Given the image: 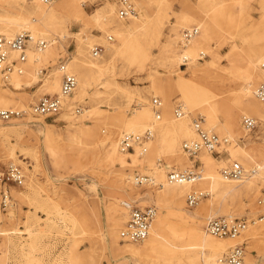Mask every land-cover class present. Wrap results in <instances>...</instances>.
I'll list each match as a JSON object with an SVG mask.
<instances>
[{"label": "rangeland", "instance_id": "obj_1", "mask_svg": "<svg viewBox=\"0 0 264 264\" xmlns=\"http://www.w3.org/2000/svg\"><path fill=\"white\" fill-rule=\"evenodd\" d=\"M54 1L57 3L59 0ZM107 1L87 0L83 6L85 17L92 21L93 13L100 4ZM67 8L59 10L57 20L63 22L65 30L63 33L67 35L66 39L61 36L62 31H51L46 38L54 40L55 43L43 52L41 62L34 58L30 60L27 54V61L24 62L23 68L24 71L27 69V63L30 60L36 68L35 80L27 84L26 79L15 75L10 83H5L0 73L2 89L10 96L8 104L0 103V107L29 109L31 104L38 102L45 95H57L58 91L49 92L46 90L47 84H43L53 79V74L59 71L62 85L63 75L59 64L63 60L68 59L72 71L81 81L80 76L75 72L74 65L71 66V61L80 59L88 62L90 57L95 56L89 55L87 58L88 56L76 54L75 33L82 31L83 24L77 15L71 14L70 9ZM193 10L198 11L200 17L206 21H209V17L214 20L211 23L213 32L210 34V39L195 50H191L195 39L190 44H184L182 41L184 30L195 27L186 24L185 19V16ZM138 12L139 8L136 5L134 16L139 15ZM146 12L150 22L157 24V32L151 33L147 39L134 34L127 37L123 49L109 60L107 71L85 84L82 87L83 94L76 90L75 100L83 107L79 115L66 119L59 115L46 120L31 117L29 123L28 118L0 122V128L14 126L19 127L22 132L21 139L15 133H10L9 141L17 145L15 158L5 154L0 141V172L2 173L10 163L21 166L26 172L22 187L10 184L14 204L7 210L0 209V228L15 227L24 232L28 231L29 225L32 228V231L28 233L10 235L13 236V242L8 243L4 252L0 250V264H90L92 256L95 257L96 264H149L148 253L129 252L127 245L130 241L122 240L119 235L121 227L129 219V211L121 202L127 198H135L137 195L139 197L134 204L142 208L154 205L158 210L157 218L161 215L162 219L160 230L164 235L169 236L182 237L197 225H201L205 230L207 211L213 204L214 209H218V213L214 216H228L230 212L233 217L248 221L254 217L263 216L264 209L257 205V199L264 192L262 169L259 172V174L262 173L260 176L258 174L248 179V182L254 181V185L248 193L249 205L246 208L241 207V199L238 198L232 201L229 196H225L219 200L210 192L208 184L190 187L181 195L170 198L165 194L167 186H164L159 178L154 179V184L140 186L134 184L136 187L125 190V184L121 183L118 177L133 175L136 172L159 176L157 171L164 170L167 178L168 172L172 169H187L194 165L202 170V174H213L219 171L223 176V167L234 161L240 162L230 152L233 143L236 148L255 146V150L252 151L254 157L240 163L245 168H256L254 166L257 163H262L263 156L260 152L264 150V101L256 93L257 88L264 83V71L258 73L253 85V95L262 104V115L256 109L254 113L243 114L240 120L241 131L232 132V140L230 139L229 143H222L216 152L208 151L212 156L209 166L199 159L200 152L192 157L185 151L184 143L189 139L183 132L173 128L169 130V139L177 148L176 153L181 151L184 154V157L181 156L174 161L169 159L171 153L168 151H163L159 160L156 158L153 164H149L136 158L134 156L137 154L136 151H122L125 153L118 152L113 156L109 148L114 149L112 144H115L120 137L118 126L123 123L124 118L131 119L135 109L151 110V115L141 118L140 128L144 129L147 125L154 124V136L158 134L163 123H171L173 117H178L175 112L177 106L183 103L182 82L190 87L209 86L216 81L225 82L226 86L223 88L216 86L214 92L228 89L226 97L232 108L236 110L235 100L243 92L242 88L252 74L250 59L260 51L264 34V0H147ZM206 14L209 17H205ZM127 20L129 21L130 18ZM175 28L178 29L179 37L174 45L175 49L172 50L170 39ZM26 31L32 33L31 29ZM203 31L204 27L200 29L198 35ZM99 34L102 32L96 26L83 31V36L86 37ZM106 39L113 41L115 36H107ZM94 48L95 52L98 50V56L101 57L104 54L105 43L102 40L98 41ZM186 50H190L191 57L195 59L197 66L192 67V63L187 61L177 65L170 64L171 57L179 51ZM142 51L147 52V55L144 69L140 70L137 61L128 57L132 54L136 56ZM33 52L36 53V49ZM17 55L18 53L14 55V58ZM44 68L46 69L43 70ZM157 76L162 80L159 85ZM103 80L117 82L121 89L134 96L133 101L128 103L120 92L111 93L103 100L92 101L91 97L99 87L97 83ZM16 83H19L18 87ZM154 98L162 101L159 120L156 119L152 105ZM185 103L193 127L194 120L202 118L203 126L209 130V121L204 109ZM116 107H120V111ZM245 116L256 119L257 126L253 130H247L244 127ZM69 119L75 125L74 128L72 124H69ZM213 120L217 121L218 126L212 131L221 138H225L229 133L223 126L224 115L219 108L215 109ZM40 123L43 125V130L38 137L29 129L23 128L26 124L37 128L36 125ZM74 134L75 138L72 137ZM54 136H58L61 140L57 142ZM198 138L197 133L193 140ZM102 140H105V143L109 142L110 145L105 146L106 148L102 147ZM48 146L50 150L51 147L61 149V155H64L69 163L66 164L67 161L63 158V164L57 167L56 157L47 150ZM38 150L39 156L35 159L32 153ZM194 191L206 195L196 206H190L187 203V195ZM39 200H47L51 206L44 208ZM11 210L15 214L14 220L8 219ZM223 210H227L228 213ZM121 212L123 214H121L117 233L115 236H110L106 231L108 224L119 216L117 213ZM191 213L196 214L195 216L198 214V220L195 223L190 217ZM72 214L78 216L79 223L76 225L71 220ZM157 221L158 219L153 227L157 226ZM256 226L262 227L263 234L251 238L246 232L244 239L239 241L231 239V241L233 246L236 242L243 244L246 247V257L253 256L254 264H264V220L258 222ZM32 234H37V238H34ZM35 241L34 247L32 245ZM191 241V239L187 241L181 239L183 243ZM135 243L143 244L144 242ZM251 262L252 259L248 264H253Z\"/></svg>", "mask_w": 264, "mask_h": 264}, {"label": "bare ground", "instance_id": "obj_2", "mask_svg": "<svg viewBox=\"0 0 264 264\" xmlns=\"http://www.w3.org/2000/svg\"><path fill=\"white\" fill-rule=\"evenodd\" d=\"M29 1V0H0V36H4L7 38H13L16 35L20 33L27 32V29H31L32 33L30 35L32 36V39L30 40L29 48L27 50V54L29 56V59L34 58L35 60H38L41 62L43 57V52L48 48V46L54 45V40L46 38V36L51 31H62L63 33V22H58V14L59 10H64L65 8L70 9L71 14H76L78 19L83 24L82 31H77L75 34L77 38L76 43V54L79 56H84L89 58L90 56H95L94 58H89L88 62L74 59L71 61V66L74 65L75 72L80 76L81 81L78 79L77 75L72 71L68 59L65 60L68 65V70L73 75H75L77 80V86L74 90V93L72 95L63 96L62 95V85H61V79L59 78V71H56L53 74V79L48 80L47 88L49 92H59L57 95H61L63 101L66 103V108L62 112L61 116H64L66 118L70 117H76L79 115L83 107L75 100L76 96H74L76 90L79 91L80 94H83V86L85 84H88L91 82L92 78H95L97 75H101L107 71L109 68L108 62L111 60V58L120 52L123 49V44L125 42V39L127 37L132 36L133 34L135 36L148 38L150 37L151 33H156V23H152L149 20V16L146 12V6H147V0H133L134 1V7L136 10V5L139 8V12L137 16L131 15L127 19H122L118 16L117 13V4L115 1H107L105 3L100 4V6L97 8L96 12L93 13L92 19L94 22L91 21V19H87L84 15V9L83 6L87 3V0H59L57 3H54L53 1L50 4H45L40 1ZM94 2H97L98 0H92ZM136 2V4H135ZM205 17H209L208 14L205 15ZM185 19L187 21L186 24L194 25L198 28V33L202 27H204V31L202 34L198 33L194 35L189 41L186 42L184 39V33L187 31L184 30L182 33V41L184 44H190L193 41V44L191 45V50H195L199 48L200 46L204 45L205 42H207L210 37L211 33L213 32V27L211 23L214 22L212 17H209V21H206L204 18L200 17V13L198 11L193 10L189 15L185 16ZM206 21V22H205ZM91 26H96L102 34L94 35L93 37H86L83 36V31L86 29H89ZM191 29V28H189ZM20 31V32H19ZM18 32V33H15ZM5 35H1V34ZM115 36V39L113 41H108L106 39L107 36ZM172 39H170V47L172 50H174V45L178 42V29H174V34H172ZM63 39H66V33H63L61 35ZM40 40H47L49 42L48 46L44 49H41L38 47V42ZM103 41L105 43V49L104 54L99 57L98 54H95V43L98 41ZM38 41V42H36ZM36 42V45H35ZM36 49V53L33 51ZM40 51V52H39ZM17 54V52H12V56L14 58V55ZM147 52H139L136 56L132 54L129 55L128 59H132L133 61H137L138 67L141 68L140 70L144 69L145 59H146ZM29 60L27 69L22 73L18 74L17 72L12 74V78L15 75H19V78L26 79L27 84H30L31 81L36 79V68L35 65ZM189 62L192 63V67L197 66V63L193 57H191L190 50H186L184 52H178L176 55L171 57L169 60L171 65H177L180 62ZM251 62V68H252V74L247 78V83L243 86L242 90L243 92L241 95L235 100V104L237 106L236 110L232 108L231 103L228 102L229 100L226 97V92H228V89H225L220 92H214L216 86H219L220 88L226 86L225 82L223 81H216L212 82V85L209 86H196V87H190L187 84H184L182 82L181 91L183 93V103H180L178 106H180L183 110L182 115H178V117H173V119L170 121L171 123H163V125L159 128L158 134L154 136L155 134V125L149 124L144 129L140 128L141 125V118L147 115H151V110L146 109H135L134 115L131 119L126 120L124 118L123 123H121L118 126L120 137L115 141V144H112L114 149L111 147L109 148L110 154L115 156L118 152L121 154H124L125 152L122 151H136L137 154L134 155L136 158L141 159L145 163L153 164L154 160L157 158L160 159L159 156L163 151H168L171 153L169 155V159L171 161L176 160L179 157H184L183 153L180 151V153L177 152V148H175L172 144V141L169 139V130L173 128L174 130L183 132L187 139L189 141H186L187 143H190L192 141L199 140H193L194 137H196L197 131L194 129L192 125L191 118L189 117V112L187 109V103H191L193 106H198L197 108L204 109V111L207 113V118L209 121V131H212L216 126H218L217 121L213 120V116L215 114V109L219 108V110L222 111L224 115V123L223 126L226 128L229 134L225 138L232 140L234 131H241V116L243 114H251L254 113V110L256 109L258 112H261L262 115L263 111H261L262 104L259 102L258 99L255 98L253 95V85L255 84V80L257 78V75L259 72L264 71V34L262 37V43L260 45V51L257 55L253 56L252 59H250ZM73 63V64H72ZM61 71V70H60ZM0 73L2 74V70L0 68ZM62 73V72H61ZM11 78V79H12ZM157 83L162 81L160 77L157 76ZM170 83V82H169ZM17 87L19 83H16ZM97 86H99L96 91L93 93L91 100H103V98H108L111 93H117L120 92L128 101V103H131L133 101V95L129 92L124 91L120 88L117 82L113 80H103L101 82L97 83ZM101 88L105 90H100ZM258 89V88H257ZM61 90V91H60ZM214 92V93H213ZM257 93V90H256ZM10 99V96L5 94V92L2 89L1 85V76H0V103L8 104ZM155 99V98H154ZM159 99V98H158ZM161 101V100H160ZM154 104V100L152 101V105ZM81 107V111L77 113L76 108L77 106ZM7 108V107H2ZM162 108V101L160 102V106H157V108L153 105V109L156 113V119H161V113L156 112V110H161ZM25 109V108H20ZM118 111H120V107H116ZM68 113V114H67ZM70 114L72 116H70ZM67 116V117H66ZM31 117H28V123L31 120ZM43 120V119H42ZM69 124H72V120L69 119ZM46 122V121H44ZM48 125L50 123H47ZM37 128H32L31 125L26 124L23 128H27L30 131H32L37 137L38 134L42 132V123L36 125ZM74 128V124H72ZM76 128V127H75ZM151 129L153 131V136L149 141L147 142V150L144 152L138 145H135L134 150L130 149H122V138L127 133L129 134H135V135H143L145 134L146 130ZM19 127H6L3 126L0 128V141L1 145H3L5 149V154H9L12 158H15V151L16 146L12 142L9 141L10 133H15L18 138H22V132ZM126 132H123V131ZM73 138H75V134L72 135ZM54 139L59 142L61 139L58 136H54ZM103 146L110 145L109 142H104L105 140H102ZM185 142V143H186ZM184 143V144H185ZM54 147H51V150L48 146L47 150H49L53 155L56 157L55 164L58 166L63 164V158L66 160V164L69 163V161L65 158L64 155H61L62 150L61 149H53ZM106 148V147H105ZM22 150H24L22 148ZM255 150V146H249L248 148L240 147L236 148L234 143L232 145V148L230 149V152L232 153L233 157H236L240 162L244 160H249L250 158H253L252 151ZM33 157L35 159H38L39 156V150L34 151ZM236 154H238L236 156ZM240 154V155H239ZM263 156L262 163H257L256 168L259 170L257 173H252V175H249L248 177H244L239 180H229L225 177L221 176L219 171L214 172L213 174H201V178L197 179L196 181H188L184 183H172L168 176L166 178V174L164 170L157 171L159 172V176L155 174L150 173L154 179H160L164 186H167V190L165 191V194L169 196L170 198H175L178 195H181L186 189L198 185H204L208 184V187L210 189V192L215 195L216 198L219 200L225 196H229L232 201L235 199H241V207L246 208L249 205L248 200V193L251 189V187L254 185V181H249L248 179H252L253 177L257 176L260 172V169L263 170L264 175V150L260 152ZM244 157V158H242ZM184 159V158H183ZM199 159L204 161V164H207L209 166L212 162V156L208 152V150H201ZM14 164V163H13ZM16 165V164H14ZM18 166V165H16ZM175 167V165H173ZM22 170L23 168L19 166ZM245 168V167H244ZM247 171H250L253 168H245ZM210 170V169H209ZM145 174V173H144ZM262 174V173H260ZM259 174V176H260ZM247 179V180H246ZM249 179V180H250ZM118 180H121V183L125 184V190H129L132 187H136L133 182V175H120L118 177ZM245 181V182H244ZM133 183V184H132ZM155 183V180H154ZM157 183V182H156ZM199 192V191H194ZM192 193V192H191ZM202 193V192H200ZM148 195V194H147ZM137 197H139L137 195ZM127 198L122 200L121 204L125 206L129 211V217H130V207H133L135 204L134 202H137V198ZM143 196H141L142 198ZM39 203L41 206L50 207L51 204L47 200H39ZM258 205V204H257ZM57 206V205H56ZM261 207L260 205H258ZM147 207V206H146ZM224 207V206H223ZM144 208V207H143ZM264 209V207H261ZM223 212H227V210H223ZM218 213V209H214V204L212 207H209L207 214L208 218L216 217ZM119 216L111 221V223L108 224V227L106 229L107 233L110 236H115L117 233L118 227H119V221L121 219V213H117ZM115 214V216H117ZM191 213V218L196 222L198 220V214ZM261 217H254L250 221V225L248 230L246 231L251 238L263 234L262 227L256 226L258 222H261L264 220V214ZM158 216V210L156 213V217L152 222L151 230L149 236L142 240L143 244H137L135 242L139 241H133L127 245V250L133 254L138 253H148L150 256L149 264H223L224 254H227L233 246L231 239L233 240H242L245 237V233H243L239 238H220L212 235L207 231V229L203 230L201 225L193 226L187 234H184L182 237L178 236H169L164 235L160 230V225L162 223L161 215ZM218 216V215H217ZM71 220L76 225L79 223L78 216L75 214L71 215ZM228 217L235 218L233 215L229 212ZM15 214L14 211L11 210L9 213V218L11 220H14ZM157 221V226H154V222ZM112 220V219H111ZM206 220V223H207ZM253 225V226H252ZM252 226V227H251ZM124 226L121 227V229ZM251 227V228H250ZM28 231L24 232L22 229L18 228H11V229H4L0 228V250L4 252L7 249L8 243L13 242V236H10L11 234H24L32 231L31 225H29ZM206 228V227H205ZM121 229L119 231V235L121 236ZM33 235V234H32ZM37 235V234H36ZM36 235H33L34 238H37ZM182 241H187L188 239H191L192 241L189 243H183ZM124 241H128L122 238ZM32 246H36V241L33 243ZM72 255V254H71ZM74 256V255H72ZM250 259H252L251 263H255V259L252 257H246L245 263L247 261V264L250 263ZM95 257H91L90 264H96L95 263Z\"/></svg>", "mask_w": 264, "mask_h": 264}, {"label": "built area", "instance_id": "obj_3", "mask_svg": "<svg viewBox=\"0 0 264 264\" xmlns=\"http://www.w3.org/2000/svg\"><path fill=\"white\" fill-rule=\"evenodd\" d=\"M45 4H50L54 0H38ZM118 4V16L122 19H127L129 16L136 13L133 0H113ZM198 33V28L194 27L187 29L184 33V39L189 41L194 35ZM32 36L30 32H24L16 35L13 38L0 36V68L5 83H10L12 74L17 72L22 74L24 72V62L27 61V50L29 48ZM47 40H40L38 47L44 49L48 46ZM12 52H17L16 58H13ZM98 54V50L96 53ZM63 75L62 79V95L68 96L74 93L77 86V80L68 70L66 61H61L59 64ZM44 68L43 70H45ZM257 96L264 101V83L257 89ZM160 99H154V106H160ZM66 108V103L63 101L61 95H45L38 102L31 104L29 109L20 108H2L0 107V122H7L15 119L28 118L30 115L43 120L54 118L62 114ZM183 109L177 106L176 112L178 115L183 114ZM77 113L81 111L78 105ZM156 112H160L156 110ZM202 118L194 120V129L199 134V140L184 144L185 151L192 157L205 149L212 153L217 151L222 143H229V139L221 138L217 133L209 131L203 126ZM243 125L247 130H253L257 126V121L254 117L245 116ZM153 136L151 129L146 130L143 135H135L127 133L122 138V149L134 150L135 145H138L144 152L147 150V142ZM259 169L253 168L247 171L244 166L234 161L231 164L222 168V174L226 179L239 180L244 177L257 173ZM196 165L187 169H172L168 172V179L172 183H184L188 181H196L201 178V172ZM26 172L19 166L10 163L5 170L0 172V209L7 210L14 204V198L11 193L10 184L22 187L25 183ZM133 182L135 185L154 184V178L149 174L136 172L133 174ZM206 194L200 192H192L187 195V203L190 206H196ZM257 204L264 207V192L257 199ZM130 217L124 227L121 229V236L128 241H142L146 239L151 230V225L156 217L157 208L154 205L147 207H140L134 205L130 207ZM254 221V220H252ZM250 222L246 219L238 217L231 218L228 216H216L209 218L206 223V229L209 233L220 238H239L249 228ZM246 247L243 244H237L230 249L224 256L223 264H245Z\"/></svg>", "mask_w": 264, "mask_h": 264}]
</instances>
